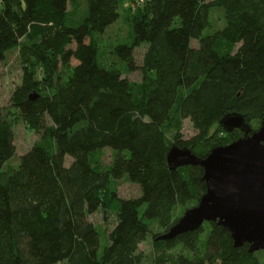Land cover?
<instances>
[{"label": "trees", "instance_id": "obj_1", "mask_svg": "<svg viewBox=\"0 0 264 264\" xmlns=\"http://www.w3.org/2000/svg\"><path fill=\"white\" fill-rule=\"evenodd\" d=\"M126 1L0 0V63L16 50L23 71L11 101L33 126L50 120L17 168L4 171L15 145L0 115V264H264V250L234 246L216 221L159 237L205 191L203 168H169V148L204 157L237 139L214 141L234 131L219 124L225 114H242L252 130L264 119V0H135L128 42L113 53L134 69L133 49L148 44L138 82L99 58L97 37ZM213 6L224 18L216 30ZM55 67L64 74L52 77ZM44 78L50 91L37 89ZM184 119L195 131L187 139ZM105 147L115 153L101 168L93 154ZM125 176L140 195L115 198L118 220L100 248L103 233L87 214L109 179ZM149 235L147 263L139 244Z\"/></svg>", "mask_w": 264, "mask_h": 264}, {"label": "water", "instance_id": "obj_2", "mask_svg": "<svg viewBox=\"0 0 264 264\" xmlns=\"http://www.w3.org/2000/svg\"><path fill=\"white\" fill-rule=\"evenodd\" d=\"M31 98L35 94H30ZM219 124L226 132L242 135L213 147L204 157L187 147L172 145L166 156L169 168L198 164L203 168L205 191L160 238L170 239L216 221L234 246L249 244V252L264 250V119L252 130L242 114H225Z\"/></svg>", "mask_w": 264, "mask_h": 264}, {"label": "rangeland", "instance_id": "obj_3", "mask_svg": "<svg viewBox=\"0 0 264 264\" xmlns=\"http://www.w3.org/2000/svg\"><path fill=\"white\" fill-rule=\"evenodd\" d=\"M211 2L212 0H205ZM140 8V3L135 0H127L120 6V14L118 19L109 25L105 31L97 37L99 58L102 64L107 67L118 68L123 77L129 82H138L142 77L141 65L143 61V55L147 49L148 44L142 42L139 46L135 47L132 52V61L134 63V69H130L127 64L122 61L118 56L113 53L114 46L119 43H127L130 35V23L129 17L137 9ZM210 29H220L224 24L223 12L221 8L211 7L210 14ZM206 28L203 33L207 32ZM196 41L192 40V46L196 45ZM38 78L41 80L42 74L39 69H35ZM55 74L63 75L64 72L60 67L53 69V76ZM22 65L20 64L17 56V51L12 50L6 54L5 59L0 63V115L6 118L11 124L13 131V142L15 145V152L11 158H9L4 166V171H8L13 168H17L20 156L25 153L34 143L40 141L45 129L50 125V120L46 115H43L36 126H33L27 119H25L15 108L11 101V94L15 87L21 83L22 80ZM47 77V75H46ZM48 78H44L38 82L37 89L42 90L45 87L46 91H50L48 88ZM195 133L192 128L189 119L182 121V127L180 135L183 139L191 137ZM215 136V142H229L232 138H238L241 136V132L238 129L230 134L224 133ZM115 151L110 147H105L101 150L95 151L93 154V160L101 167L107 168L113 159ZM70 158L65 157V164L69 163ZM140 187L129 181L128 178L121 177L119 179L110 178L107 188L102 194V201L99 207L92 213L87 214V219L98 227L103 236L100 240L101 247L108 241V234L118 220V212L116 209L115 198H129L140 195ZM191 207V205H190ZM189 208V207H188ZM187 209V208H186ZM205 230H208V226H204ZM139 249L145 253L146 262L149 263L152 258V246L150 235L145 241L139 244ZM57 264H65V262H59Z\"/></svg>", "mask_w": 264, "mask_h": 264}, {"label": "built area", "instance_id": "obj_4", "mask_svg": "<svg viewBox=\"0 0 264 264\" xmlns=\"http://www.w3.org/2000/svg\"><path fill=\"white\" fill-rule=\"evenodd\" d=\"M143 0H139V2H142Z\"/></svg>", "mask_w": 264, "mask_h": 264}]
</instances>
